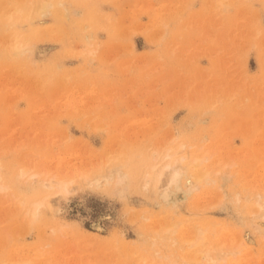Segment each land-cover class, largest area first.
<instances>
[{
  "label": "rangeland",
  "instance_id": "rangeland-1",
  "mask_svg": "<svg viewBox=\"0 0 264 264\" xmlns=\"http://www.w3.org/2000/svg\"><path fill=\"white\" fill-rule=\"evenodd\" d=\"M257 204L264 0H0V264H264Z\"/></svg>",
  "mask_w": 264,
  "mask_h": 264
},
{
  "label": "bare ground",
  "instance_id": "bare-ground-1",
  "mask_svg": "<svg viewBox=\"0 0 264 264\" xmlns=\"http://www.w3.org/2000/svg\"><path fill=\"white\" fill-rule=\"evenodd\" d=\"M38 8L39 9L41 8L39 12L45 10V6L44 5H42V7L41 6L40 7L38 6ZM180 148H181V146H180ZM178 150H179V148H178ZM178 150H176V151H174L172 153H168V154L165 155V157L167 159L160 166V168L158 169V171H156V174H155L156 177L154 176L155 178L153 177V173L152 172H147L146 175H145L146 179L144 177L145 182L146 183L152 182L150 180L154 178V181H155L154 184H156L157 187H161V183H163V184L170 183L175 178V176L177 174V171L181 167L180 166V163L178 164V159L174 157V156H176V154H178ZM182 157H184V156H182ZM182 157H180V158H182ZM201 159L202 158H199V157L198 158H194V159H192L193 163H190L189 165H191V166H196L197 165L198 166V164L201 163ZM187 166L188 165H185V166H183L181 168L182 169L183 168L186 169ZM106 171H107V173L105 175H103V178L106 181H110V180L113 181L114 184L112 186H115V191H117L118 193L119 192H123L125 190V187H126V184H127V182H126V179H127L126 173L124 171L120 170L119 168H117L116 165H115V167L113 166V167L107 169ZM190 177L191 178L189 180V183L192 184L193 183V181H192V177L193 176H190ZM193 178H195V181H197L199 178H201V176L196 175ZM100 179L101 178H99V181H100ZM105 180H103V181H105ZM99 181L97 180V182H99ZM145 185H147V184H145ZM150 186H152V185H150ZM154 188H156V186H154ZM118 195H120V194H118ZM40 203L41 202H36L34 204L33 215L36 214L37 209H38V206L40 205ZM257 205H258L257 206L258 211L260 209L261 210L264 209V204H257ZM262 211H264V210H262ZM168 229H169V227L168 228H165L164 232L167 231ZM227 253L228 252L226 250L219 249L218 252H217V256L216 257L214 256L216 259L213 258L214 261L217 260V259H219V258L220 259L221 258H224V256H226Z\"/></svg>",
  "mask_w": 264,
  "mask_h": 264
}]
</instances>
